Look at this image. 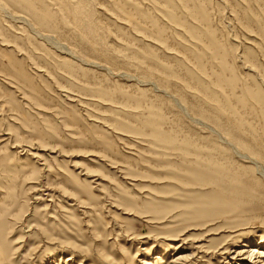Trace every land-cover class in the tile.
Instances as JSON below:
<instances>
[{
    "label": "rangeland",
    "instance_id": "rangeland-1",
    "mask_svg": "<svg viewBox=\"0 0 264 264\" xmlns=\"http://www.w3.org/2000/svg\"><path fill=\"white\" fill-rule=\"evenodd\" d=\"M20 1L36 16L0 6L76 58L0 12V77L26 95L0 78V264H64L52 228L92 250L82 264H104L100 248L113 264H220L221 245L264 240V178L211 130L264 167V0ZM133 203L165 224L117 211Z\"/></svg>",
    "mask_w": 264,
    "mask_h": 264
},
{
    "label": "bare ground",
    "instance_id": "bare-ground-1",
    "mask_svg": "<svg viewBox=\"0 0 264 264\" xmlns=\"http://www.w3.org/2000/svg\"><path fill=\"white\" fill-rule=\"evenodd\" d=\"M15 1L20 6H28L29 5V3L27 4V3H24V2H22L20 0H15ZM28 10H30L33 14L35 13V10H34V8L31 5L28 6ZM1 11H2L4 17L9 22H12L14 24L20 25L21 28H23L25 26V27H29L30 29H32L33 32L36 33V35H37V36H34V37L42 38L44 41H46L49 44L48 46H50L51 49L54 50L56 53H58L60 55H65V56L74 58V54L71 51H69V49L65 45H63V44L59 43L58 41H56L53 36L35 30V27H36L35 24H33L32 21L29 18H27L26 16L19 15V14H13L12 12L8 11L3 6H0V12ZM34 15L36 16V14H34ZM38 20L43 21V20H45V18L39 17ZM33 32H32V34H33ZM3 76H5V75L2 73V76L0 78H3L4 80H7L6 82H7L8 86L10 87V89L16 90V92L17 91L21 92L24 96H26L23 93L24 92V88L16 81L14 75H9L10 76L9 79L6 78V77H3ZM171 98L175 101L176 105L181 109V111L183 113H185L186 115H188L186 110H185V108L179 103V101L173 96H171ZM195 122H199V121L196 120ZM211 130L214 133H216L219 136V138L221 139V141L226 146H228L230 149H232L240 158L246 159V160H250L252 165L256 169L259 170V173L264 178V167L260 163H258L254 158H250L247 155L241 154L239 152V150L235 146H233L229 141H227V139L224 138L219 132H217L213 128ZM93 183L94 182H92V184ZM62 193H63L62 195L60 194L62 197L66 198L68 200H71L75 204L73 206L79 207V206L86 205L85 201L81 197L76 196L75 194H72V193H67L66 191H63ZM121 206H123V205H121ZM135 207H136V204L133 203L130 206L129 209L128 208L125 209V210H120L119 209L117 211H123L121 213H124V215L132 216L134 218H136L135 215L140 216L143 219V220L141 219L140 221H144V223H146L145 225H148L149 227H153V226H156V225L157 226H161V225L165 224L164 218H166V217L159 218L158 215H157V212L139 211V210L136 211L135 209H133ZM211 223H212V221H210L208 223H205L204 225H201V227H203L202 232L204 234L208 233L209 235L221 236L220 234H225L226 233L223 230H222L223 232L218 230L219 232L216 231L218 233H212L211 227L215 226V224L213 225ZM33 229H34V227H33ZM55 229L56 228H52L49 231L44 229L40 235H41V238H44V239L50 241L49 244L53 245V247L57 246L58 248L63 249L64 250L63 254L64 253H69V255L66 256L64 264H71L73 261L76 260L77 257L81 258V260L79 261L78 264H82L84 262L83 259L85 257L88 258V259H93L94 258L92 250L82 249V247L78 243H69L67 241H62V240L58 239V237L63 238V239L67 238V235H65V236L63 235L64 234L63 230L61 231V230L58 229L59 231L57 230V232H56ZM93 230L95 231V229H93ZM186 230L191 231V230H194V229L185 228V229H182V230H179V229L178 230L177 229L171 230V231H169L166 234L160 235L161 237H158L157 239H153V241H155V242L176 241L178 237L184 236L182 234ZM229 233H230V235L232 234V232H228V234ZM209 235H207V236H209ZM132 237H133L132 239H136L135 234H133ZM140 239H150V236L141 237V238H138L137 240H140ZM95 242H98V241L96 240ZM197 242H201V241H197ZM174 250H177V248L174 249ZM219 252H222L221 253L222 255H227V259H228V262H227L226 259H224V261L220 262V264H264V240L263 241H259L258 244L256 242H253V241H245L236 250H233L231 248H225V244H224V245H221L215 251L216 254L219 253ZM204 254L208 255V254H212V252H208V253L206 252ZM3 255L4 254L2 252V249L0 248V257L3 258ZM96 255H98L97 257H98V259H100V261H102V263H104V264H113L112 260L108 256V254L105 253L102 250V248L99 249V251L96 253ZM81 256H83L84 258H82ZM193 258H194V254H193V252H190L188 255H185V254L182 253V254L176 255L174 257H171L166 262L161 261L162 259L158 258V256L155 257V260H156V264H186L190 259H193ZM51 264H54V263H51Z\"/></svg>",
    "mask_w": 264,
    "mask_h": 264
}]
</instances>
